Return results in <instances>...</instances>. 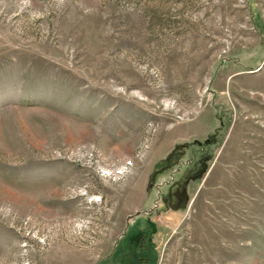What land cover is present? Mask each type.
I'll list each match as a JSON object with an SVG mask.
<instances>
[{
    "label": "rangeland",
    "instance_id": "rangeland-1",
    "mask_svg": "<svg viewBox=\"0 0 264 264\" xmlns=\"http://www.w3.org/2000/svg\"><path fill=\"white\" fill-rule=\"evenodd\" d=\"M0 264H264V0H0Z\"/></svg>",
    "mask_w": 264,
    "mask_h": 264
}]
</instances>
